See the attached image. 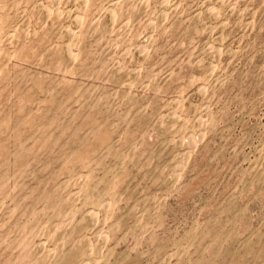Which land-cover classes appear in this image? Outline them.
Wrapping results in <instances>:
<instances>
[{
    "label": "rangeland",
    "instance_id": "obj_1",
    "mask_svg": "<svg viewBox=\"0 0 264 264\" xmlns=\"http://www.w3.org/2000/svg\"><path fill=\"white\" fill-rule=\"evenodd\" d=\"M0 264H264V0H0Z\"/></svg>",
    "mask_w": 264,
    "mask_h": 264
}]
</instances>
